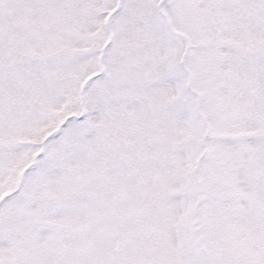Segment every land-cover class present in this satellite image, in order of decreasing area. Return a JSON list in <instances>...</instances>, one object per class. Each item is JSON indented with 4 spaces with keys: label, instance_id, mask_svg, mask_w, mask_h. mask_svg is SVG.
Instances as JSON below:
<instances>
[{
    "label": "snow or ice",
    "instance_id": "1",
    "mask_svg": "<svg viewBox=\"0 0 264 264\" xmlns=\"http://www.w3.org/2000/svg\"><path fill=\"white\" fill-rule=\"evenodd\" d=\"M0 264H264V0H0Z\"/></svg>",
    "mask_w": 264,
    "mask_h": 264
}]
</instances>
